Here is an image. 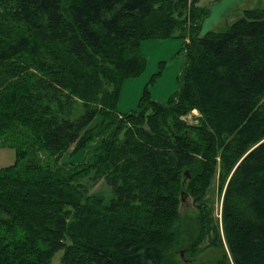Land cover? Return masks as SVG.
Wrapping results in <instances>:
<instances>
[{"label": "trees", "instance_id": "obj_1", "mask_svg": "<svg viewBox=\"0 0 264 264\" xmlns=\"http://www.w3.org/2000/svg\"><path fill=\"white\" fill-rule=\"evenodd\" d=\"M209 11L0 0V145L16 149L0 165V264L59 252L60 264H205L207 246L216 264H264V4L201 32ZM175 34L187 37L179 88L167 101L146 89L121 111L122 80L145 66L141 39ZM101 178L109 196L92 189ZM185 195L195 214H182Z\"/></svg>", "mask_w": 264, "mask_h": 264}, {"label": "rangeland", "instance_id": "obj_2", "mask_svg": "<svg viewBox=\"0 0 264 264\" xmlns=\"http://www.w3.org/2000/svg\"><path fill=\"white\" fill-rule=\"evenodd\" d=\"M200 2L210 6L209 14L201 26V32L209 28H225L241 12L243 7L264 4V0H242L219 19L217 9L221 7L223 0H200ZM186 39L187 37L181 34L164 37H145L141 39L139 49L146 56L145 66L140 73L126 76L122 80L117 104L121 111H129L135 108L138 105L141 94L146 89H148L151 96L163 101H167L172 97L180 85V73L185 60L184 43ZM199 113V110L195 108L187 113L185 117L189 121H197L196 115ZM100 116V114H97L92 122L97 121ZM15 152V147L9 144H1L0 165L13 161ZM65 155L68 156V153ZM83 156L84 149H80L72 155L71 159L79 160ZM92 189L107 196L112 193L111 186L104 178L99 179ZM210 196L214 201L215 213L221 216L223 193L219 195L216 188V181L210 191ZM180 210L183 215L187 212L195 214L198 211L191 195H185L182 198ZM219 251V248L215 246H207L199 252L198 257L206 260L205 264H216ZM177 253L180 256H192L188 249L186 250L184 247L179 248ZM53 264H60V252L54 256Z\"/></svg>", "mask_w": 264, "mask_h": 264}, {"label": "crops", "instance_id": "obj_3", "mask_svg": "<svg viewBox=\"0 0 264 264\" xmlns=\"http://www.w3.org/2000/svg\"><path fill=\"white\" fill-rule=\"evenodd\" d=\"M242 0H223V4L221 5V7H219L217 10V14L219 16V19L231 8H233V6H235L236 4L240 3Z\"/></svg>", "mask_w": 264, "mask_h": 264}]
</instances>
